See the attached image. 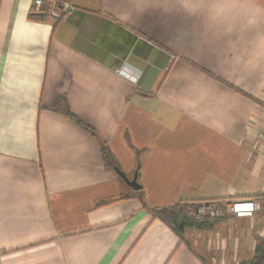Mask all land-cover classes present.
I'll return each mask as SVG.
<instances>
[{"label":"crops","instance_id":"obj_1","mask_svg":"<svg viewBox=\"0 0 264 264\" xmlns=\"http://www.w3.org/2000/svg\"><path fill=\"white\" fill-rule=\"evenodd\" d=\"M67 1L54 20L49 0H0V264L251 260L264 241V0ZM222 199L260 209L180 234L154 217Z\"/></svg>","mask_w":264,"mask_h":264},{"label":"built area","instance_id":"obj_2","mask_svg":"<svg viewBox=\"0 0 264 264\" xmlns=\"http://www.w3.org/2000/svg\"><path fill=\"white\" fill-rule=\"evenodd\" d=\"M44 1L33 0L34 10L39 11ZM49 3L48 16L54 20L61 18L66 12L72 10V6L67 0H49ZM115 73L119 76H127L120 68L115 69ZM187 209L195 220H203L218 218L223 215V212L237 217L251 216L254 211L260 209V204L255 200H207L189 202Z\"/></svg>","mask_w":264,"mask_h":264},{"label":"trees","instance_id":"obj_3","mask_svg":"<svg viewBox=\"0 0 264 264\" xmlns=\"http://www.w3.org/2000/svg\"><path fill=\"white\" fill-rule=\"evenodd\" d=\"M40 18L41 17L37 13H34V12H32V14H29L28 16V19L30 20H39ZM66 113H68V111H66ZM106 158L108 160L111 159L107 155H106ZM111 164H112V169L113 167H116L118 170H120L114 161H112ZM255 199L262 200V197L256 196ZM154 217L159 219L160 221H162L164 224L168 225L169 227H171L178 234H180L183 231V229L187 226L196 227L197 229H209L214 225V221H210L208 219H203L200 221L195 220L193 217L189 215L187 204H181V203L170 206V207L157 209L155 211ZM263 263H264V241H261L254 250L253 258L251 260H248L240 264H263Z\"/></svg>","mask_w":264,"mask_h":264},{"label":"water","instance_id":"obj_4","mask_svg":"<svg viewBox=\"0 0 264 264\" xmlns=\"http://www.w3.org/2000/svg\"><path fill=\"white\" fill-rule=\"evenodd\" d=\"M114 172L123 180V182L132 190L138 191L140 189L139 184L137 183V174L136 172L132 176V178H128L122 173L120 170H118L116 167H113Z\"/></svg>","mask_w":264,"mask_h":264},{"label":"rangeland","instance_id":"obj_5","mask_svg":"<svg viewBox=\"0 0 264 264\" xmlns=\"http://www.w3.org/2000/svg\"><path fill=\"white\" fill-rule=\"evenodd\" d=\"M125 77H128V76H125ZM130 80H133V78H130V77H128ZM220 217H222V216H220ZM220 217H218V218H220ZM218 218H215V219H208V220H210V221H215V220H217Z\"/></svg>","mask_w":264,"mask_h":264}]
</instances>
